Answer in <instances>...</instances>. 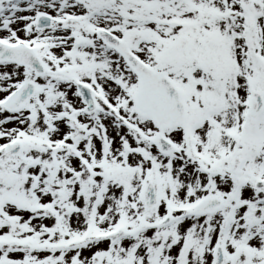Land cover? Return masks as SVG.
<instances>
[{"label": "snow or ice", "instance_id": "snow-or-ice-1", "mask_svg": "<svg viewBox=\"0 0 264 264\" xmlns=\"http://www.w3.org/2000/svg\"><path fill=\"white\" fill-rule=\"evenodd\" d=\"M0 264H264V0H0Z\"/></svg>", "mask_w": 264, "mask_h": 264}]
</instances>
